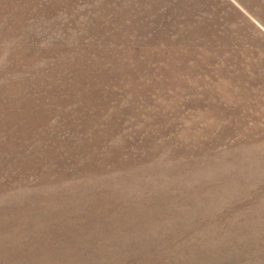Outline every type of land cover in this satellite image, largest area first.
Segmentation results:
<instances>
[{"label":"rangeland","instance_id":"rangeland-1","mask_svg":"<svg viewBox=\"0 0 264 264\" xmlns=\"http://www.w3.org/2000/svg\"><path fill=\"white\" fill-rule=\"evenodd\" d=\"M0 264H264V0H0Z\"/></svg>","mask_w":264,"mask_h":264}]
</instances>
